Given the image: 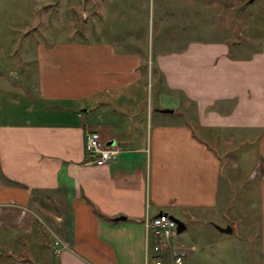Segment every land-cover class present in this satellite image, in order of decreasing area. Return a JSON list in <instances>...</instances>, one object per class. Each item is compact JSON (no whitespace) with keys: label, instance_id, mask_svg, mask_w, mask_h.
I'll return each instance as SVG.
<instances>
[{"label":"crops","instance_id":"0c3cea01","mask_svg":"<svg viewBox=\"0 0 264 264\" xmlns=\"http://www.w3.org/2000/svg\"><path fill=\"white\" fill-rule=\"evenodd\" d=\"M256 39L251 51L189 40L146 56L107 40L36 41L17 64L9 54L20 55L17 48L0 49V255L23 256L24 239L20 264H145L156 256L173 264L180 243L195 246L179 233L152 251L159 241L146 221L166 212L213 245L206 259L187 254L184 262L264 264V36ZM89 130L117 150L102 165L87 163ZM233 170L242 174L236 186L256 184V220L241 228L225 218L234 209L224 203ZM235 230L237 258L222 235Z\"/></svg>","mask_w":264,"mask_h":264},{"label":"rangeland","instance_id":"374dc122","mask_svg":"<svg viewBox=\"0 0 264 264\" xmlns=\"http://www.w3.org/2000/svg\"><path fill=\"white\" fill-rule=\"evenodd\" d=\"M208 2L209 7H206ZM21 32L27 33L19 34ZM262 36L264 0H255L253 3H249V0H0V49L9 48L13 51L17 48L20 54L17 57L15 53L9 52L12 58H17L16 64L25 59L22 53L24 55L32 50L36 41H39L40 47H52L60 43L89 44L94 40H107L117 45L120 51H128L130 48L134 53L146 56L152 51L155 52L158 45L171 51L189 40L221 42L231 47L232 44L239 43L242 46L240 45L237 51L242 50L244 46L247 48L245 50L251 51L256 47V38ZM19 39L21 43L18 46L16 40ZM36 48L34 47L33 51ZM235 153L241 154L235 150L229 155H237ZM229 155L226 157L228 163L233 160ZM252 157H247L248 160L242 163V168L248 167ZM240 175L241 177L234 175L233 170L230 176L231 184L226 186L227 195L224 201L231 202L235 211L229 212L230 215L226 213L225 218L232 221V225L237 224L239 228L240 225L250 226L257 217L253 214L257 200L256 184L253 180H248L241 188L236 186V182L242 180V174ZM229 191L249 193L232 195L230 201ZM50 209L52 210L51 207ZM217 215L221 216L219 212ZM225 218L220 217V222H224ZM49 219L51 216L45 217L44 220L48 222ZM209 221L213 220L207 219V226H211ZM214 222L219 223L213 221V224ZM187 229H190L192 234L187 235ZM187 229L180 235L184 239L189 238L190 245L195 246L193 250L188 251L189 258L206 259L205 253L208 255L209 251L211 254V248L213 249L211 242L204 236L206 233L192 232L190 227ZM233 234L222 235L228 246L233 247L234 258H237L236 251L239 247L236 240L240 234L238 230L233 231ZM216 251L214 255L219 254L218 248ZM164 259L165 264H171L168 256H164ZM186 261L185 264H194L193 261ZM9 262L11 259H5L0 261V264H13Z\"/></svg>","mask_w":264,"mask_h":264},{"label":"built area","instance_id":"2783aa9c","mask_svg":"<svg viewBox=\"0 0 264 264\" xmlns=\"http://www.w3.org/2000/svg\"><path fill=\"white\" fill-rule=\"evenodd\" d=\"M86 149L89 154L87 163L95 165H102L108 162L117 153L116 149L107 146L102 141L100 133L96 130L87 131ZM146 228L149 233H152V235L159 241V244H154L152 246V251L154 253H157L161 249L162 243H169L170 240L179 234L177 232L176 220L166 212H161L150 220H147ZM58 245L59 241L54 240L53 251L55 255H58L60 252ZM193 248V246H188L184 242L180 243L177 251L173 255V264H184L188 250ZM145 264H162V259L159 256H156L155 258H147Z\"/></svg>","mask_w":264,"mask_h":264},{"label":"trees","instance_id":"16d2710c","mask_svg":"<svg viewBox=\"0 0 264 264\" xmlns=\"http://www.w3.org/2000/svg\"><path fill=\"white\" fill-rule=\"evenodd\" d=\"M35 226H36L37 230L39 231L40 235L45 239L46 247L48 249L49 254L52 255L51 246L48 242V236L43 233V227H42L41 223L36 221ZM21 247H22V251H23V256L22 255L15 256L13 253H2L0 256L13 258V260L17 262L15 264H20V262H27V260H28V256H27L28 246H27V243L24 239H21Z\"/></svg>","mask_w":264,"mask_h":264},{"label":"water","instance_id":"95a60500","mask_svg":"<svg viewBox=\"0 0 264 264\" xmlns=\"http://www.w3.org/2000/svg\"><path fill=\"white\" fill-rule=\"evenodd\" d=\"M255 0H249V3H253ZM160 111H170L172 112V109H159ZM116 220L117 219H125V216H119V217H116L115 218ZM176 222H177V232L178 233H181L184 229H185V225L182 221H180L179 219H176ZM221 230H223L224 232H228V233H231L232 232V229H231V226L230 225H226L225 227H221L220 228Z\"/></svg>","mask_w":264,"mask_h":264}]
</instances>
